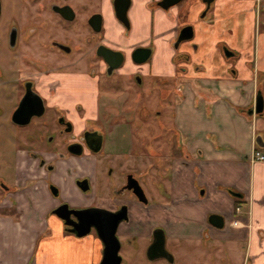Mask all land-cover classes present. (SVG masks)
I'll return each mask as SVG.
<instances>
[{
	"label": "flooded vegetation",
	"instance_id": "flooded-vegetation-1",
	"mask_svg": "<svg viewBox=\"0 0 264 264\" xmlns=\"http://www.w3.org/2000/svg\"><path fill=\"white\" fill-rule=\"evenodd\" d=\"M115 1L0 0V228L25 231L29 221L32 262L44 226L46 236L58 227L74 249L84 247L83 264H260L246 253L247 239L211 237L210 229L226 230L223 215H207L210 229L190 222L180 224L179 234L170 233V215L184 214L173 206L179 201L170 192L172 161L165 156L145 163L139 157L138 118L147 121L151 111L146 104H136L129 116L106 109L108 90L130 91L117 97L122 102L152 94L138 78L133 83L119 74L129 54L141 65L152 51L146 43L127 44L134 0L128 24L118 19ZM203 3L207 11L211 3ZM88 5L86 32L65 33ZM107 18L123 33L112 29L104 36ZM189 28L193 37L192 26L183 32ZM177 39L176 46L183 42ZM138 48L150 50L145 62L133 60ZM128 82L131 86L123 85ZM165 110L153 111V117L160 120ZM200 195L197 190L189 199L194 214ZM233 197L241 202L240 194ZM240 204H234L228 227L247 235L250 226L240 221L246 218ZM213 214L223 218L221 228L209 221Z\"/></svg>",
	"mask_w": 264,
	"mask_h": 264
},
{
	"label": "crops",
	"instance_id": "crops-1",
	"mask_svg": "<svg viewBox=\"0 0 264 264\" xmlns=\"http://www.w3.org/2000/svg\"><path fill=\"white\" fill-rule=\"evenodd\" d=\"M156 1L160 0H134L128 11L129 39L136 38L127 44H149L151 54L158 53L171 68L170 73L161 77L177 139L174 148L178 150L176 156L169 158L170 192L179 201L173 206H179L184 214L179 218L170 215L169 231L179 234L180 224L190 222L210 229L207 215H223L226 230L210 229L211 237L247 239L246 253L263 264L264 161H251V156L255 151L264 155V33L257 27L264 0H214L207 11L203 5L202 16L198 14L203 9L200 0L182 1L167 10L150 5ZM106 21L108 31L123 33L118 22L108 18ZM193 25L199 26L198 39L204 55L201 67L195 70L177 65L187 57L176 54L172 47L180 30ZM258 95L262 99L261 112L254 110ZM197 190L201 199L194 214L189 199L195 197ZM231 193L241 196L246 218L240 221L249 224L247 235L234 234L228 227L234 208ZM28 223L27 220L24 231L26 243L15 253L4 249L0 242V264L84 263V247L74 249L72 239L58 227L46 236L48 229L44 226L39 229L43 236L40 251L32 262L33 231ZM10 230V226L0 228V235L8 237Z\"/></svg>",
	"mask_w": 264,
	"mask_h": 264
},
{
	"label": "rangeland",
	"instance_id": "rangeland-1",
	"mask_svg": "<svg viewBox=\"0 0 264 264\" xmlns=\"http://www.w3.org/2000/svg\"><path fill=\"white\" fill-rule=\"evenodd\" d=\"M183 1H188V0H183ZM190 1V0H189ZM185 3V2H183ZM200 3L205 6V4L200 0ZM82 4V3H79ZM88 10L85 12H82L80 16H78V20L73 23V25H70V27L67 28V31L64 30L65 33H68L70 35H73V33L76 31V29L82 30L84 33L88 29L86 21L90 17L88 15L91 12V7L88 5ZM79 8H82L81 5L78 6ZM204 8L199 11V15L202 16L204 14ZM261 18H260V24L258 27V31L263 35L264 33V23H263V15L262 12ZM84 23V24H83ZM107 24V21L105 22V25L103 26L104 29V36L106 35L105 31L107 30V27H105ZM199 26H192L193 29V37L190 40L183 41L178 47H175V42L177 39H174L172 43L173 49L176 51V54H184L187 58L181 59L177 65L179 66H186L192 69H197L198 67L200 68V62L201 57H203L202 53V42L200 39H198V29ZM249 29V28H248ZM132 35V33H131ZM132 37V36H131ZM128 39L129 42L131 40H134L133 38ZM247 44V43H245ZM197 46H199V50L197 49ZM208 49H205V52H207ZM223 52V50H222ZM126 54H129V52H125ZM224 55V53H223ZM162 56H159L158 53H153L149 60L141 65H136L132 62L130 54L129 56L125 59V63L120 69L119 74L121 75H129L130 79L132 80L131 82L135 83L136 78H138L141 83H143V90H148L150 91L151 96H148L147 98L145 97L144 99L142 98L141 94L139 97H134L130 96L128 99H123L122 101H116L119 97V95H124L125 91L130 92L128 90H124L125 88H117L116 90H108L107 93L110 94V97L107 98L106 103H109V107H106L107 110L109 111H122L124 116H129L131 114V111L136 109V104L140 107L142 104H146V108L151 111L149 114L147 121L143 120L142 117L140 116L138 118L139 120V125H138V138H139V157L140 160H144L143 162L146 163V159H151L154 161L161 160L163 157H168V158H173L174 156L177 155L178 150L174 148V143L177 142L176 136L174 134V130L172 128V121L170 118V107L167 106L166 101L163 103L162 100L160 99V93L161 90L163 89L164 86L161 84V77H163L164 73H170L171 68L169 67L170 65L165 64L161 60ZM225 57V55H224ZM193 66H195L193 68ZM167 76V75H166ZM134 77V78H133ZM126 78L128 76L123 77L124 81H126ZM131 82L124 83L123 85H129ZM131 86V84H130ZM140 88V87H139ZM168 90L170 89L169 87H166ZM127 89V88H126ZM147 90L145 92H147ZM141 92L140 90H138ZM153 91V92H152ZM103 92V91H102ZM144 92V93H145ZM133 92H131L132 94ZM125 100V101H124ZM165 100V99H164ZM166 104V105H165ZM99 108L102 109L103 104L101 105L99 103ZM142 107V106H141ZM163 112V117L159 119H156L153 117V111L155 110H164ZM135 116V115H134ZM132 117V116H131ZM130 117V119H131ZM129 119V124L130 126L133 127V124L131 123ZM136 119V118H135ZM159 121H164V126L166 127L165 130L162 129V124L159 125ZM132 124V125H131ZM142 162H140L141 164ZM10 236H2L0 235V242L3 245L4 244V249H8L9 252L15 253V251L19 247H23L25 242L24 236L25 232L21 231L17 228L10 227Z\"/></svg>",
	"mask_w": 264,
	"mask_h": 264
},
{
	"label": "water",
	"instance_id": "water-1",
	"mask_svg": "<svg viewBox=\"0 0 264 264\" xmlns=\"http://www.w3.org/2000/svg\"><path fill=\"white\" fill-rule=\"evenodd\" d=\"M180 1L181 0H162L159 6L162 9L167 10L168 8L178 4ZM202 1L205 2L207 5H209L214 0H202ZM129 6H130V0H116L115 1V9H116L117 17L123 24H128L126 14H127ZM183 30L184 29L180 31L179 37L177 39V43L184 41V40H189L192 37V32L190 28L188 29L187 32H183ZM149 55H150V50L138 48L133 52L132 56H133V60L136 63H142L148 59ZM116 60H117V63L114 66H117L118 63L120 64L122 60V56L119 55V57H117ZM254 110L255 112H261L262 110V99L260 95L257 96ZM232 195L238 196V194L236 193H233ZM209 221L218 228H221L223 225V218L220 215H215V214L211 215L209 218ZM83 234H85V232L79 234V236H82Z\"/></svg>",
	"mask_w": 264,
	"mask_h": 264
},
{
	"label": "built area",
	"instance_id": "built-area-1",
	"mask_svg": "<svg viewBox=\"0 0 264 264\" xmlns=\"http://www.w3.org/2000/svg\"><path fill=\"white\" fill-rule=\"evenodd\" d=\"M251 161H264V155L255 151L251 156Z\"/></svg>",
	"mask_w": 264,
	"mask_h": 264
},
{
	"label": "trees",
	"instance_id": "trees-1",
	"mask_svg": "<svg viewBox=\"0 0 264 264\" xmlns=\"http://www.w3.org/2000/svg\"><path fill=\"white\" fill-rule=\"evenodd\" d=\"M239 203H240V200L239 199H235L234 204L237 205Z\"/></svg>",
	"mask_w": 264,
	"mask_h": 264
}]
</instances>
